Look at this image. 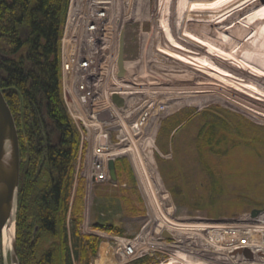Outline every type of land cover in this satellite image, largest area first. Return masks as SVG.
I'll use <instances>...</instances> for the list:
<instances>
[{
    "label": "rangeland",
    "instance_id": "obj_1",
    "mask_svg": "<svg viewBox=\"0 0 264 264\" xmlns=\"http://www.w3.org/2000/svg\"><path fill=\"white\" fill-rule=\"evenodd\" d=\"M214 1L217 0L128 1L130 19L123 34L124 61L136 65L126 75L144 85H132L129 91L133 93L139 92L135 88L141 89L136 97L127 95L128 106L134 109H130L129 117L121 115L118 119L123 129L120 148L136 150L157 126L153 146L145 156L151 158L154 168L156 182L151 189L158 203L154 210L132 156L121 154L114 160L118 167L117 183L90 184L81 177L83 162L80 164L78 160L79 149L73 163L66 226L71 231L74 206L82 203L81 234L98 239L97 254L91 256L88 264H131L144 256L151 258L150 264H241L225 258L230 254L226 240L223 234H219L220 238L216 235L229 229H252L253 240L263 247L264 253V223L256 219L264 215V96H260L262 101L255 100L225 87L227 83L237 87L247 83L264 95V78L247 72L253 69L264 75V33L260 27L240 22V14L230 18L232 25L238 24L230 34L225 29L228 20L213 30L209 25L213 21L219 23V17H214L211 24L205 20L220 12L186 10L194 2ZM199 18L205 19L204 22L201 19L197 23ZM193 23L202 25L203 37L228 60L245 66L246 72L216 60V71L207 66L204 69L212 77L202 76L218 86L216 89L200 86L191 65L161 52L184 58L192 56L175 48L159 24L169 27L176 44L191 47L183 33ZM202 55L205 56L193 55L196 59L193 62L209 65L200 60ZM114 61L110 58L105 66V84L96 109L108 105L110 87L117 83L111 76ZM222 71L240 80L225 78L219 74ZM119 74L118 69L120 77ZM144 113H149L147 120H143ZM133 122H137L138 135L131 129ZM116 134H113L115 143L119 141ZM255 209L262 211L252 217ZM22 218L19 217L20 232L17 225L21 249L32 223V218L28 217L25 223ZM163 221L174 223L167 226H178V233L170 239L162 240V235L155 232ZM144 233L148 235L146 238ZM53 242L52 238L44 237L40 253ZM127 243L135 244L140 257L122 258L123 244ZM261 260L254 264H264V259ZM74 264L80 263L75 260Z\"/></svg>",
    "mask_w": 264,
    "mask_h": 264
},
{
    "label": "trees",
    "instance_id": "obj_2",
    "mask_svg": "<svg viewBox=\"0 0 264 264\" xmlns=\"http://www.w3.org/2000/svg\"><path fill=\"white\" fill-rule=\"evenodd\" d=\"M69 4L0 0V87L15 119L21 153L18 231L19 217L24 215V223L32 218L22 249L17 240L20 264H88L97 254L96 236L80 231L82 203L74 206L71 231L66 226L80 149V132L61 86L60 40ZM44 237L54 242L40 253ZM150 261L144 256L131 264Z\"/></svg>",
    "mask_w": 264,
    "mask_h": 264
},
{
    "label": "built area",
    "instance_id": "obj_3",
    "mask_svg": "<svg viewBox=\"0 0 264 264\" xmlns=\"http://www.w3.org/2000/svg\"><path fill=\"white\" fill-rule=\"evenodd\" d=\"M128 1L70 0L60 40L63 98L80 132L78 160L80 164L83 162L81 177H85L90 184L111 183L108 164L110 160H116L117 156L121 155L115 152L117 148L122 149L120 147L123 129L118 125V119L121 115L129 117L130 109H134V106L129 108L127 96L126 98L122 96L125 106L118 107L112 104L111 93L108 105L96 109L101 99L100 90L105 84V66L110 58L115 60V72L112 70L111 76L118 84L124 83L118 76L116 58L117 38L119 35L121 39L123 38L125 25L130 19ZM114 25L118 30L114 29ZM143 116V120H147L149 113H144ZM135 128L138 129L137 122L131 125L132 131ZM114 133H117L115 136L119 139L116 143L113 139ZM256 219L264 220V215ZM253 233L252 229L247 231L229 229L216 233L219 238L221 237L219 234H223L226 240L230 254L225 258L241 264L262 261L263 247L253 240ZM245 250H250L252 257L246 256ZM120 255L123 259L140 257L135 244L132 243L123 244Z\"/></svg>",
    "mask_w": 264,
    "mask_h": 264
},
{
    "label": "bare ground",
    "instance_id": "obj_4",
    "mask_svg": "<svg viewBox=\"0 0 264 264\" xmlns=\"http://www.w3.org/2000/svg\"><path fill=\"white\" fill-rule=\"evenodd\" d=\"M204 1V0H203ZM210 1V0H209ZM238 0H217L214 2H207V3H192L190 5L189 8H187L186 10L188 12L192 13L195 12H210L211 14L213 12H220L217 15H212L213 17H210L209 19H202L199 18L197 21L200 22V20L202 19V21L204 22V20L208 23H210L211 21L214 20L215 18L219 17V23L215 21H213L212 25L210 27V29H215V28H219L220 27V23L224 22L225 20L227 24L225 26V29L227 30V34L231 32V30H233L234 25L237 23H231L230 18L234 17L235 14H240L241 15V19L240 22H245L250 26H257L258 28L260 27L263 31H261L262 33H264V0H242L240 3H237ZM237 3V5H236ZM185 10V12H186ZM247 12V13H245ZM185 15V14H184ZM187 16H190V14H186ZM201 16V15H200ZM192 20V19H190ZM195 22V20H193ZM238 22V21H237ZM194 24V23H193ZM211 24V23H210ZM253 24V25H252ZM161 28V30H163L166 34L167 39L171 42V44L175 47L178 48L180 50L186 51L190 54H192V56H189L187 58H184L180 55L177 54H169L166 51H162V53L171 56L173 58L179 59L182 62L191 65V67L193 68V70H195L196 75H195V79L198 78V80H200V82H197V85H210V88H215L216 86H218V84H216V82H211L208 81L206 79H204L202 76V74L207 75V76H211V73H207L204 69L206 68V66L213 70L216 71L215 69V65H216V60H220L223 61V63H227L229 66H231L233 69H238L241 72H246V70L243 68L245 66L242 65H238L236 63H233L232 61L228 60L227 57L221 53L220 51H218V49H216V47L213 45L212 42L208 41L207 39H205V37H203L202 35V25H198V24H194V25H190V27H188L185 32L183 33V36H185L187 39L185 41L191 43V47H185L179 44H176V41L173 39V35L171 34V31L169 29V27H163L162 24H159ZM238 25V24H237ZM191 28H194V32L192 31ZM113 29V27H112ZM114 29L118 30V27L114 25ZM249 29V28H247ZM251 31V30H250ZM204 32V31H203ZM249 33V30L247 31ZM261 33V34H262ZM250 36V35H248ZM123 38L121 39L120 35L117 38V45H118V50H117V69H119V57L123 48V52H124V47H125V40H124V35L122 36ZM251 38V37H250ZM248 38V39H250ZM122 41H123V47H122ZM199 53H203L205 54L202 55L203 59L200 60H204V62H207L209 65H206V63H201V65H197L195 64L196 59L194 58L193 55L198 56ZM209 55V56H208ZM125 58V57H123ZM139 63V62H137ZM134 65H136V63H125L124 61V71L125 74L123 75L122 79L125 82V84L120 83V84H114L110 87L109 93H111V102L112 104L114 103L113 97L114 95H119V96H123L124 98H126L127 95H131L132 97H136L137 95L140 94V90L139 88H135L134 90H137L139 92H131L129 91L131 89V87L133 88L132 85L135 86H140V85H144L143 83H139L136 82L137 79L135 80V78H131V76H127L126 75V71L129 72L130 68L133 67ZM251 69V68H250ZM129 70V71H128ZM252 71H247L248 73L255 75L256 77H259L260 79L264 78V75H262L261 72L255 71L253 69H251ZM218 73V72H217ZM219 74L225 78H235L240 80V78H237L235 76H233L232 74H230L229 72H219ZM133 80V81H132ZM201 80L204 82H201ZM222 81V80H221ZM127 82V83H126ZM195 82V81H194ZM193 84V83H192ZM226 88H230L235 90L236 92H239L245 96H249L250 98H253L255 100H260L262 101L263 99L260 98V96H264L263 94H261L260 92L256 91L255 87L244 83V84H239L238 87L234 86L232 83H227L225 84ZM203 88V87H202ZM198 89V88H197ZM129 91V92H128ZM249 91V92H247ZM115 104V103H114ZM153 130V131H152ZM150 131V133L148 134L147 137H145L144 141H142V145L140 147H138L136 150L134 149V151H131L130 148L128 149H119L117 148V150L115 152H117L118 154H124V155H128V156H132L133 160H134V168L137 171L139 178H140V182L143 185V188L145 190L146 195L148 196L150 203L153 207V209H157L156 208V203H158V201L156 202L155 199L156 197L154 196V193L151 189L152 184H155V179L153 177V171L154 168L151 166V158L150 157H146L145 155H147V152L149 151L148 149H150L151 146H153V141H154V137L157 131V126H155L153 129ZM133 132H135L136 135H138V133L136 132V128L133 129ZM135 154V155H133ZM137 154V155H136ZM145 156V157H144ZM158 206V205H157ZM264 221V220H262ZM172 222L170 221H163L161 223H159V226H157V230L155 231L157 234H162L164 231H168L171 235L172 234H176L178 233L176 230L178 229V226L174 227H170L167 226L166 224H170L171 225ZM264 223V222H262ZM174 224V223H172ZM175 231V233H174ZM148 235L144 233V237L146 238ZM15 239V224L14 222H10V225H6L5 228L3 229V233H2V238H1V256H2V264H12L11 263V251H12V245ZM137 250V248H136Z\"/></svg>",
    "mask_w": 264,
    "mask_h": 264
},
{
    "label": "water",
    "instance_id": "obj_5",
    "mask_svg": "<svg viewBox=\"0 0 264 264\" xmlns=\"http://www.w3.org/2000/svg\"><path fill=\"white\" fill-rule=\"evenodd\" d=\"M123 47V41H122ZM124 52L123 48L119 57L120 77L125 74L124 71ZM114 103L118 107L124 106V99L119 95H114ZM110 182H118V173L114 160L109 161ZM21 177V154L20 142L17 126L14 116L5 98L4 92L0 87V264L1 256V238L3 229L10 222L15 224V239L11 251V263L20 264L17 246V212L19 200V188ZM262 210L252 211V217H256ZM162 237L172 238L168 231H164ZM245 255L252 257L250 250L244 251Z\"/></svg>",
    "mask_w": 264,
    "mask_h": 264
}]
</instances>
